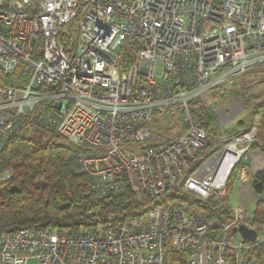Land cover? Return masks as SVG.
Masks as SVG:
<instances>
[{"label": "built area", "instance_id": "obj_1", "mask_svg": "<svg viewBox=\"0 0 264 264\" xmlns=\"http://www.w3.org/2000/svg\"><path fill=\"white\" fill-rule=\"evenodd\" d=\"M263 65L264 0H0V155L22 130H46L80 151L96 201L148 205L94 232L0 233V264H254L258 242L233 233L252 228L239 209L220 225L177 202L222 199L236 167L248 182L257 125L190 171L208 139L197 101ZM177 121L186 130L155 144Z\"/></svg>", "mask_w": 264, "mask_h": 264}, {"label": "trees", "instance_id": "obj_2", "mask_svg": "<svg viewBox=\"0 0 264 264\" xmlns=\"http://www.w3.org/2000/svg\"><path fill=\"white\" fill-rule=\"evenodd\" d=\"M124 56L126 63L132 62L131 54ZM259 68H264V65L256 69ZM253 111L261 120L250 150L264 153V100ZM18 134L9 139L0 155V173L6 170L13 173L10 180L0 182V233L24 228H69L80 234L107 228L121 219L139 216L134 212L140 202L131 195L107 201L95 200L88 178L75 171L80 151L73 145L60 137L40 144ZM210 149V146L207 147L206 152ZM238 170L239 167H236L228 179L222 199L211 197L205 202H195L210 220L218 221L220 225L233 219L229 198L238 179ZM253 186L257 193L264 192V171L254 178ZM13 187L19 193H13ZM170 196L166 197L169 199ZM252 228L259 237L258 245L250 252V258L258 261L264 258L263 201L257 205Z\"/></svg>", "mask_w": 264, "mask_h": 264}, {"label": "rangeland", "instance_id": "obj_3", "mask_svg": "<svg viewBox=\"0 0 264 264\" xmlns=\"http://www.w3.org/2000/svg\"><path fill=\"white\" fill-rule=\"evenodd\" d=\"M161 73L162 68L160 66L158 67V76ZM263 100L264 68H259L238 78L231 87L214 89L209 95H205L197 101L202 104L199 113L204 116L202 125L204 123L203 126L208 135L206 148L210 146L211 149L206 152L205 148L197 160L191 162L190 171L203 175L211 166L212 154L222 149L231 141V137L235 136H231L229 133L248 131L252 125H258L261 118L254 113L253 109ZM185 130L186 125L181 121L168 122L166 125L161 124L155 128V133H153L154 143H168ZM18 135L40 144H47L53 139H60L40 128L25 129ZM178 189L173 195H178ZM177 205L183 206L187 210L194 209L196 213L206 217L208 221H212L194 201L184 202L179 200ZM147 206L146 202L138 203L134 213H138L137 215L143 214ZM254 264H264V258L254 262Z\"/></svg>", "mask_w": 264, "mask_h": 264}, {"label": "crops", "instance_id": "obj_4", "mask_svg": "<svg viewBox=\"0 0 264 264\" xmlns=\"http://www.w3.org/2000/svg\"><path fill=\"white\" fill-rule=\"evenodd\" d=\"M238 135V133H229ZM247 167V183H241L239 179L235 181L229 198L231 210L239 209L242 221L249 223L252 227V218L259 202H264V192L257 193L253 186L254 178L264 171V153L261 150L249 151L243 160Z\"/></svg>", "mask_w": 264, "mask_h": 264}, {"label": "water", "instance_id": "obj_5", "mask_svg": "<svg viewBox=\"0 0 264 264\" xmlns=\"http://www.w3.org/2000/svg\"><path fill=\"white\" fill-rule=\"evenodd\" d=\"M12 192L19 193V190L16 187H13ZM233 233L238 234L243 240L252 244L257 243L259 237L255 229L247 227L245 224H241L239 225V227H235L233 229Z\"/></svg>", "mask_w": 264, "mask_h": 264}, {"label": "bare ground", "instance_id": "obj_6", "mask_svg": "<svg viewBox=\"0 0 264 264\" xmlns=\"http://www.w3.org/2000/svg\"><path fill=\"white\" fill-rule=\"evenodd\" d=\"M228 170L226 167L223 168L222 172L220 173L219 182H223L228 176Z\"/></svg>", "mask_w": 264, "mask_h": 264}]
</instances>
